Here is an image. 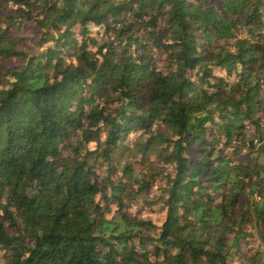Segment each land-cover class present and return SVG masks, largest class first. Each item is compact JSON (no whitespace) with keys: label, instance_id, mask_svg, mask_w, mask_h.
<instances>
[{"label":"trees","instance_id":"obj_1","mask_svg":"<svg viewBox=\"0 0 264 264\" xmlns=\"http://www.w3.org/2000/svg\"><path fill=\"white\" fill-rule=\"evenodd\" d=\"M263 132L264 0H0V264H264Z\"/></svg>","mask_w":264,"mask_h":264},{"label":"rangeland","instance_id":"obj_2","mask_svg":"<svg viewBox=\"0 0 264 264\" xmlns=\"http://www.w3.org/2000/svg\"><path fill=\"white\" fill-rule=\"evenodd\" d=\"M25 26H26V29H24V32L23 33H20V32L17 33V36L26 38L27 42L30 44L29 50L34 52V51H36V46L32 45V43H34V41L37 40L36 35L34 34V32L31 29V27H28L27 25H25ZM158 57H160V56H158ZM21 63H22V60L19 59V58H16L15 61L12 64H21ZM161 65H164L163 61L161 62ZM249 128L254 131L253 127H249ZM251 130H249V135L250 136L252 135V131ZM260 145H262L260 148L264 147V141L262 143H260ZM117 156H115V158L119 159L120 161L121 160L123 161V160H126V159H130V160L133 159V156L130 154V152H126L125 154H123L119 158ZM253 157H254V155H253ZM154 158H155V156H153L152 159H154ZM245 159L249 160L248 157H246ZM263 163H264V161H263ZM253 166H254V171L256 173L258 168H259V166H260V163L258 162V159L255 160ZM136 167H138V166L136 165ZM96 172H97V175L99 177V180L102 181V183H104V181H106V179L108 178V175H110V171L106 169V166L102 167V166H99V164L96 167ZM117 172L119 173V175L122 174V168L118 167V171ZM136 186H137V184H135V187ZM156 187H158V186H156V185L154 186V190L152 192H150L149 196L142 197V199L144 201L141 203L140 209L141 210L145 209V211H143L142 214H145L146 212H152L153 210H155L158 207H160L161 202L158 201V195L161 194L162 190L161 189L157 190V189H155ZM135 201L136 200H134V202ZM259 201H260V195L256 192V187H255L254 194L252 195V197H251V193H250L249 198H244L239 203V207L240 208L242 206H246L247 208H251L252 207L251 213L253 214V210H254L253 208H255V207H257L259 205ZM257 220H259V221L256 222V225H255V228H254V236H256L258 238H261L262 234L264 233V211L259 214V216L257 217ZM257 247H259L261 249V251H262L261 253L263 254V257H264V240L260 241V244H259V242L257 240H255L253 242V248L246 247L245 248V250L247 251L246 255H249V257L251 258L254 255V253H256Z\"/></svg>","mask_w":264,"mask_h":264},{"label":"water","instance_id":"obj_3","mask_svg":"<svg viewBox=\"0 0 264 264\" xmlns=\"http://www.w3.org/2000/svg\"><path fill=\"white\" fill-rule=\"evenodd\" d=\"M260 150L261 151H264V147H262ZM254 189H255V185L252 186V189H251V197L254 194Z\"/></svg>","mask_w":264,"mask_h":264}]
</instances>
